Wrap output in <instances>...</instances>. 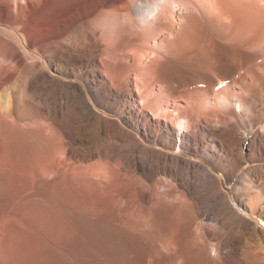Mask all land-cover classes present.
Wrapping results in <instances>:
<instances>
[{
  "label": "bare ground",
  "instance_id": "bare-ground-1",
  "mask_svg": "<svg viewBox=\"0 0 264 264\" xmlns=\"http://www.w3.org/2000/svg\"><path fill=\"white\" fill-rule=\"evenodd\" d=\"M141 2L0 0V264H264V0Z\"/></svg>",
  "mask_w": 264,
  "mask_h": 264
},
{
  "label": "clouds",
  "instance_id": "clouds-1",
  "mask_svg": "<svg viewBox=\"0 0 264 264\" xmlns=\"http://www.w3.org/2000/svg\"><path fill=\"white\" fill-rule=\"evenodd\" d=\"M139 6L143 9L144 12L143 20L134 23L132 19L126 18L125 22L127 25L136 30H150L157 20L158 13H160L162 10V5L156 2V0H142Z\"/></svg>",
  "mask_w": 264,
  "mask_h": 264
},
{
  "label": "rangeland",
  "instance_id": "rangeland-1",
  "mask_svg": "<svg viewBox=\"0 0 264 264\" xmlns=\"http://www.w3.org/2000/svg\"><path fill=\"white\" fill-rule=\"evenodd\" d=\"M244 132V133H243ZM242 135L244 136V138L246 140H250L254 133L252 130L248 129L246 132L242 131ZM252 166V164H247L245 165L238 173V175H240L241 173H243L248 167ZM233 184H226L225 183V188L231 192H233ZM233 195V193L231 194ZM99 257V249L95 246H92V249L90 248L89 253L86 254L85 256V262L86 264H96L97 259ZM92 259V260H91ZM88 261V262H87ZM91 262V263H90ZM93 262V263H92Z\"/></svg>",
  "mask_w": 264,
  "mask_h": 264
}]
</instances>
